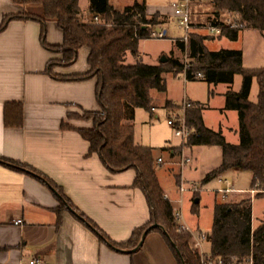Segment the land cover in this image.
I'll list each match as a JSON object with an SVG mask.
<instances>
[{
  "label": "crops",
  "instance_id": "0c3cea01",
  "mask_svg": "<svg viewBox=\"0 0 264 264\" xmlns=\"http://www.w3.org/2000/svg\"><path fill=\"white\" fill-rule=\"evenodd\" d=\"M135 1L113 0V4L117 8H123ZM195 4L197 7L204 6L203 1L195 2ZM146 6L149 15L160 12L168 21L167 7L151 0H146ZM170 7L175 15L172 5ZM87 8L83 10V20L92 18ZM18 11H20L19 8L11 0H0V24L5 15ZM214 11V7L213 10L205 13L201 10L191 11V16H193L191 21L195 24L206 23ZM221 16L226 23L231 21L228 13H222ZM48 26V42L55 45L62 44L63 31L58 24L55 21H49ZM164 27L168 33V27L166 25ZM50 29L54 34L52 37ZM193 32L208 34L199 28L194 29ZM260 34L264 38L261 32ZM177 39L181 40L176 38L175 41ZM228 40L233 41L226 36H217L216 39L205 41V44L210 50L239 49L226 47L228 45H225V42ZM242 52L244 65V51ZM88 53V48H82L80 50L81 61L78 60L67 66L58 65L55 72L63 76L84 73L88 69ZM61 57L60 53H52L45 48L41 39L40 24L35 20H12L0 32V157L4 158L0 159V264H30L34 259H38L39 264H179L159 232H149L142 247L135 252L127 253L114 248L117 246L113 242H126L133 231L149 219V205L141 189L133 186L137 176L135 170L127 169L111 173L97 153H89V142L76 129L63 128V122L74 128L93 127L92 120L69 119L68 114L69 112L81 113L83 109L98 110L100 106L96 96V78L59 79L46 71L50 60ZM262 67L264 66L256 68ZM179 74H182L185 81L206 84L208 93L205 97L194 94V96L191 95L192 97L187 94L182 95V98L185 97L187 100L199 102L205 106L203 110L205 125L214 130H221L226 140L227 132L234 133L236 141H227L234 144L239 143V115L236 110L225 109V94L230 88L234 91L241 89L242 75L236 74L233 84L229 85L227 83L209 84L201 78L188 80L183 73ZM239 75L241 80L238 88L236 85ZM255 83L258 100L259 86L256 77L253 78L249 96L253 102H257L251 98ZM210 86H212L211 95ZM217 96L220 98L219 102L215 101ZM161 100V106L168 114L171 108L166 106L167 102L174 103L178 99L168 93ZM9 102L23 104L21 127L5 125L4 108ZM136 111L137 109H135L132 120L133 124ZM213 111L219 112L223 119H229L230 113L235 112L237 114L236 126L223 128V123H219L216 127L209 125L205 117L207 113ZM151 117L159 118V114L155 112V105H153ZM136 144L141 145L137 142ZM199 146L190 147L191 150L202 149ZM167 148L170 153L169 183L164 187L158 171L157 175L161 187L172 200L173 206L174 202L177 206L179 205L178 199L181 197L183 199L182 208L188 200L199 205L205 195L212 194L214 200L211 207L214 214L215 202L218 197L222 196L217 189L226 187L225 183L220 181V177L229 180L236 189L226 195L224 199L227 202L240 201L242 198L249 197L252 199L253 208L257 202L264 203V196H255L254 190L256 189L251 186L252 173L249 185L243 183L237 186L236 182L228 177L227 174L239 175V172H243L237 168H230L212 180L201 183L207 173L220 166L221 147L220 162L211 165L199 180H187L183 177L184 166H181L178 154L180 147L169 145ZM160 157L163 159L162 163L165 162L164 157L157 154L158 166ZM194 159L197 165L199 157L195 155ZM11 162L19 163L20 167ZM23 166L40 171L56 186L61 187L63 194L74 206L91 219L113 242L107 239L111 244L106 240L102 241L101 235L68 207L62 212V221L58 224L55 209L62 202L67 204V201L63 199V194L52 184L61 194L59 196L36 173L28 171ZM173 166H176L177 170H173ZM182 181H197L202 184L203 190L197 194L187 192L181 195L178 186ZM195 209L199 211L198 206H195ZM253 214L254 210L252 211V225L255 228L260 219L264 217V204L258 215ZM17 219H22V223L14 224L13 221ZM210 232L211 230L207 234Z\"/></svg>",
  "mask_w": 264,
  "mask_h": 264
},
{
  "label": "trees",
  "instance_id": "16d2710c",
  "mask_svg": "<svg viewBox=\"0 0 264 264\" xmlns=\"http://www.w3.org/2000/svg\"><path fill=\"white\" fill-rule=\"evenodd\" d=\"M20 11L7 14L0 24L2 32L10 21L35 20L41 24V39L46 49L60 53L59 59L49 61L46 71L59 79L96 78V96L100 108L85 110L81 113L69 112V119L92 120L91 128H74L66 122L65 129H76L90 144V154L97 153L111 173L127 169L135 170L137 176L133 186L144 193L150 209L149 219L136 228L131 237L122 243L113 242L91 219L80 212L49 178L34 168H26L36 173L45 183L55 185L69 204L93 229L101 235V240L112 241L122 249L135 248L144 231L154 223L163 225L169 232L176 248L158 228L150 232H159L164 237L179 264H183L177 250L182 253L186 264H202L201 253L192 244L189 231L178 230L173 217V204L164 197L157 171V148L138 145L135 142V127L132 122L135 109L144 108L152 113V91L164 92L167 89L166 75H178L186 70L188 80H196V73H202L201 79L209 84L227 83L232 85L236 74L242 75L239 91L230 88L226 94V110H236L239 115L240 141L237 144L226 140L221 130L207 127L203 120L205 106L191 102L186 108V122L192 130L185 145H217L222 149L220 166L206 174L202 184L220 173L237 168L252 173L251 186L258 190L257 196H264V67L249 69L243 65V52L240 49L221 48L210 50L205 41L217 36L193 32L208 25L221 27L219 36L237 40L240 31L246 28L258 30L264 36V0H210L215 11L206 23H193L189 40H176L182 57L167 56V62L148 64L140 57V42L151 38L155 31H164L167 22L165 15L156 12L147 13L146 0H136L133 4L117 8L113 0H89L87 11L98 15L100 22L92 18L83 20L80 0H11ZM41 8V14L36 9ZM222 13H228L231 21L238 24L228 28L222 19ZM55 21L63 31V43L51 44L47 40V24ZM88 48V69L81 74L63 76L55 72L58 65L67 66L78 60L80 50ZM131 54L135 57L128 62ZM190 66L186 69V64ZM259 86L258 100H250L253 78ZM166 106L172 108V103ZM129 120V122H126ZM4 122L7 127H21L23 124V104L9 102L4 108ZM167 147L161 150H167ZM0 159H4L0 157ZM6 161V160H4ZM13 165L19 166L17 162ZM20 167V166H19ZM67 204L62 202L55 209L58 224L62 221V212ZM252 199L240 201L215 202L213 225L208 234L210 254L224 261L244 260L253 257L254 264H264V217L258 225H252Z\"/></svg>",
  "mask_w": 264,
  "mask_h": 264
},
{
  "label": "rangeland",
  "instance_id": "374dc122",
  "mask_svg": "<svg viewBox=\"0 0 264 264\" xmlns=\"http://www.w3.org/2000/svg\"><path fill=\"white\" fill-rule=\"evenodd\" d=\"M151 1L156 3L158 2L159 4H162L163 6L167 7L166 14L168 16V21L166 22L167 24L165 25L166 27H168V33L164 38H148L141 40L139 46L140 57L143 59L144 62L149 64L158 63L163 56H170V57L180 56L184 58L185 62H189L188 58H186L185 56L183 57L181 55V51L175 41L176 38H182L186 33V30L180 24L179 18L172 13L173 11L172 8L170 7L173 4V2L177 0H151ZM88 2L89 0H80V7L82 8V10L88 7ZM203 5L204 6L197 7L195 3H192L190 9L191 11L201 10L204 13L213 10V5L210 0H203ZM36 11L41 14L42 9L38 8L36 9ZM192 19L193 16H191V20ZM40 28H41V24H40ZM47 30L49 31L48 24H47ZM202 30L204 33H209L208 29L206 28ZM48 31H47V36L49 33ZM51 31L52 29H50V33H51L50 35L52 37V35L54 34ZM225 45H228L226 47L239 48L244 51L245 67H248L249 69H255L256 67L264 66V56H263L264 38L261 36L258 30H254V29L241 30L238 40L235 41L228 40L227 42H225ZM49 51L55 53L54 51L51 50ZM78 60L80 61L82 60L80 59V53ZM134 60L135 57L129 54L127 57V61L132 62ZM166 77L168 82V88L166 89V91L158 92L154 90L152 92L151 102L153 105H155V112L159 114V118L154 119V117H151L152 113H150L146 109L137 108L136 116L134 120L136 142L141 145L154 146L158 148L157 154H161L165 159V162L160 163L158 166V175L164 187L166 184L169 183L171 176L169 169L170 153L168 150H164V151L161 150L162 147H167L169 145L172 147H180L178 150V154L180 155V157L181 155H185L192 159V161L191 162L189 161L184 166L183 169V177L187 180H199L204 176L205 174L204 171H207V169L211 165L217 164L221 160V150L220 147L217 145H200L199 147L202 149H193V150H191L190 146L185 145L186 139L184 140L182 137L177 136L174 128H172L168 124V119L170 117L169 114H171V112L167 114V112L161 106V101H162L161 99H163V96L170 93L173 96V98L178 99L175 100L174 103H172L173 106L171 108V111L177 112L179 109V105H182L183 102L187 100V98L185 97L182 98V95L187 94L190 97L194 95H197L199 97H205L206 94L208 93L206 91V84L200 82H194V81L193 82L185 81L184 78L182 77V74H178V75L167 74ZM240 80H241V76L239 75L237 81L238 84L236 85V87L238 88L240 87ZM185 85L187 86L185 87ZM209 89L211 95L212 86H210ZM251 98L255 101L257 100L256 83ZM219 100L220 98H218L217 96L215 98V101L219 102ZM178 112L180 113V115H182L181 110H179ZM234 113L235 112L230 113L229 119H223V117H221V114L219 112L216 113L213 111L211 113H207L205 119L209 125H212L214 127L218 126L219 123H223L222 124L223 128H225L226 126L235 127L237 124V114ZM226 137L227 140L236 141L235 134L231 133L230 131L227 132ZM195 155L199 157V161L197 165H195L196 163L194 162ZM195 166L197 167L196 169ZM173 170H177V167L173 166ZM238 174L239 175H233V174H227V175L229 178H231V180H234L236 182L237 186L243 183H246V185L250 184L251 172L243 171V172H239ZM257 192L258 191H254L255 196L257 195ZM218 199L219 201L227 202V200L222 198V196L218 197ZM213 200H214V196L212 194H207L203 197V201L199 205L192 203L190 200L186 201L185 207L183 208V222L186 225H188L189 228L196 234H198L200 231L207 234L211 230V225L213 221V209L211 206ZM263 204H264L263 202L261 203L257 202V204H254V208H253L254 216L256 215V213L257 215L259 214V211L262 209ZM175 205L176 203L174 202V206ZM195 206H198L199 211L195 209ZM201 246L203 252L210 254V244L207 239L202 240Z\"/></svg>",
  "mask_w": 264,
  "mask_h": 264
},
{
  "label": "built area",
  "instance_id": "2783aa9c",
  "mask_svg": "<svg viewBox=\"0 0 264 264\" xmlns=\"http://www.w3.org/2000/svg\"><path fill=\"white\" fill-rule=\"evenodd\" d=\"M200 1H203V0H177V1L173 2V4H172L175 15L179 18L180 24L186 30L185 35L182 38H180L182 41L187 42L189 40V34L193 30V26H192L193 23L191 21L190 6L192 3L200 2ZM92 19L95 22L101 21V19L98 15H92ZM226 25L228 28L238 27V24L235 22H232V21L226 23ZM205 28L208 29V32H209L208 34H210L212 36H219L222 33L221 27L208 25ZM164 37H166V36L164 35L163 31H155L151 35V38H164ZM189 66L190 65L187 63L186 69ZM183 74H184V77L187 79L186 70ZM201 77H203L202 73H196L194 75V78H201ZM190 105H191V102L189 100H185L182 105H179V109H178V111L179 110L182 111V115H180V113L178 111L177 112L171 111L170 117L168 119V124L172 128H174L176 135L182 137L184 140L186 139V141L192 133V130L187 125L186 115H185V110ZM189 161H190L189 157H187L185 155H181L180 164L182 167L185 166ZM162 162H163V159L161 157L158 158V163L160 164ZM220 181L224 182L226 185L225 188H218L217 189V192L219 194H222L223 198H225L228 193L236 191V189H234V187L229 182V180L223 179L222 177H220ZM178 190L181 193V195L184 193H187V192L197 194L203 190V186L201 183H199L197 181H182V182H180V184L178 186ZM254 191H256V190H254ZM164 197L167 198L170 202H172V200L168 197L167 194H165ZM178 203H179L178 206H173L174 220L178 225L179 231L180 230L189 231L192 234V237H193L192 244H193V247L195 249H198L200 251L202 264H254V260H253L252 256H250L249 258H247L245 260L224 261L222 258H216V257L211 256V254L203 252L201 242H202V240L208 239V234H206L202 231H200L198 234H196L195 232H193L189 228L188 225H186L183 222V208H182L183 199H182V197L180 199H178ZM13 223L14 224H21L22 219L14 220ZM30 264H39V260L34 259L30 262Z\"/></svg>",
  "mask_w": 264,
  "mask_h": 264
},
{
  "label": "water",
  "instance_id": "95a60500",
  "mask_svg": "<svg viewBox=\"0 0 264 264\" xmlns=\"http://www.w3.org/2000/svg\"><path fill=\"white\" fill-rule=\"evenodd\" d=\"M164 35L166 36L167 35V29H164ZM167 60H168V58H167V56H163L161 59H160V62H167ZM29 171V170H28ZM31 172V171H30ZM33 173V172H32ZM48 185H49V187L55 192V193H57L59 196H61V194L57 191V189L53 186V185H51L50 183H48ZM197 202H198V199L196 200ZM67 207L73 212V213H75L81 220H83L84 222H86V220L83 218V217H81L73 208H71V206L69 205V204H67ZM91 228H93V226L90 224V223H88V222H86ZM155 228H158V229H160L165 235H166V237L170 240V242H171V245L173 246V247H175L176 248V244H175V242L172 240V238H171V236H170V234H169V232H168V230L163 226V225H161V224H158V223H154V224H152L151 226H149L145 231H144V233H143V235H142V237H141V239H140V241H139V243H138V245L135 247V248H133V249H129V250H126V249H120V248H117V247H115L114 246V248L115 249H117V250H119V251H122V252H127V253H132V252H135V251H137L139 248H141L142 247V245H143V243H144V241H145V238H146V236L148 235V233L150 232V231H152L153 229H155ZM107 241V240H106ZM109 244H111L109 241H107ZM177 250V253H178V255H179V257L181 258V260H182V262H183V264H186V262H185V260H184V258H183V255H182V253L179 251V249H176Z\"/></svg>",
  "mask_w": 264,
  "mask_h": 264
}]
</instances>
